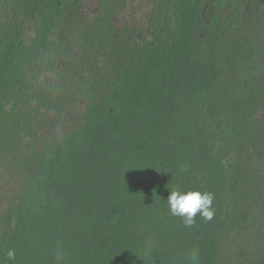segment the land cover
Listing matches in <instances>:
<instances>
[{
  "label": "trees",
  "instance_id": "obj_1",
  "mask_svg": "<svg viewBox=\"0 0 264 264\" xmlns=\"http://www.w3.org/2000/svg\"><path fill=\"white\" fill-rule=\"evenodd\" d=\"M129 1L0 0V264H264V0Z\"/></svg>",
  "mask_w": 264,
  "mask_h": 264
},
{
  "label": "rangeland",
  "instance_id": "obj_2",
  "mask_svg": "<svg viewBox=\"0 0 264 264\" xmlns=\"http://www.w3.org/2000/svg\"><path fill=\"white\" fill-rule=\"evenodd\" d=\"M100 0H84L82 6L83 15L92 18L98 12ZM155 0H130L128 4L115 16L114 22L119 27L136 28L138 34L147 35V26ZM5 16L0 12V20ZM133 29V28H132ZM32 25L25 27V41L29 43L32 39ZM52 80V77L48 79ZM84 112V105L80 103L77 106L76 115L67 114L66 129H75L81 120ZM60 133V132H57ZM19 182L13 179L9 174L0 170V212L5 208L7 199L11 193L18 188Z\"/></svg>",
  "mask_w": 264,
  "mask_h": 264
},
{
  "label": "clouds",
  "instance_id": "obj_3",
  "mask_svg": "<svg viewBox=\"0 0 264 264\" xmlns=\"http://www.w3.org/2000/svg\"><path fill=\"white\" fill-rule=\"evenodd\" d=\"M214 194L212 192L199 190L182 191L173 189L167 198L169 210L173 216L180 217L186 227H191L195 223V218L199 214L204 220L210 221L215 215L213 206ZM59 256L60 253L58 252ZM8 259H15V251L10 249L7 252ZM196 257L193 256V260Z\"/></svg>",
  "mask_w": 264,
  "mask_h": 264
}]
</instances>
